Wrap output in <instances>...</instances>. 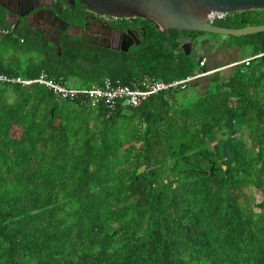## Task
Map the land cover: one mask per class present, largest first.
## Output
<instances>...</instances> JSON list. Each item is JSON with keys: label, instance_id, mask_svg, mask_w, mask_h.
<instances>
[{"label": "trees", "instance_id": "obj_1", "mask_svg": "<svg viewBox=\"0 0 264 264\" xmlns=\"http://www.w3.org/2000/svg\"><path fill=\"white\" fill-rule=\"evenodd\" d=\"M262 23L264 9L220 20ZM23 35L0 40V73L90 88L202 70L150 23L129 51ZM232 36L252 54L229 76L138 106L0 80V264H264V30Z\"/></svg>", "mask_w": 264, "mask_h": 264}, {"label": "flooded vegetation", "instance_id": "obj_2", "mask_svg": "<svg viewBox=\"0 0 264 264\" xmlns=\"http://www.w3.org/2000/svg\"><path fill=\"white\" fill-rule=\"evenodd\" d=\"M32 6L38 7L26 13ZM23 12L26 15L20 16ZM147 23L156 26L154 21L145 17L113 16L99 12L79 0H0V40L11 31L18 34V31L22 30L27 34L30 32L34 39L35 32L40 31L50 45L57 47L58 52L59 46L56 42L60 36L61 46L64 34L76 36L83 44L103 46L101 43H105L115 46L116 48L108 47L115 51H129L132 46L141 43V37L146 34ZM217 24H220V20ZM167 31L179 41L178 49L181 48V51L192 56L195 50L205 48L211 39L217 40L218 43L222 41L212 38V33L207 32L177 29ZM190 37H193V40L188 44L186 41L189 40L185 39ZM20 39L27 45L32 40L24 35ZM83 39L89 42H84ZM197 39H202L201 43H197ZM127 47L128 50H125Z\"/></svg>", "mask_w": 264, "mask_h": 264}, {"label": "water", "instance_id": "obj_3", "mask_svg": "<svg viewBox=\"0 0 264 264\" xmlns=\"http://www.w3.org/2000/svg\"><path fill=\"white\" fill-rule=\"evenodd\" d=\"M75 2V0H68ZM80 2L117 17L141 16L155 22L160 30L177 29L225 35H246L264 30V23L249 24L244 27H228L208 22L207 15L217 11L241 12L250 9H264V0H79ZM38 6L30 7L26 13ZM54 13V10L51 9ZM26 13L19 14L20 16ZM188 44L193 40L190 37ZM84 42H89L84 40ZM202 39H197L201 43ZM217 40H215V43ZM61 54L60 36L56 42ZM103 46L114 47L101 43ZM186 45V44H185ZM128 50V47L125 48ZM178 49L177 51H181Z\"/></svg>", "mask_w": 264, "mask_h": 264}, {"label": "built area", "instance_id": "obj_4", "mask_svg": "<svg viewBox=\"0 0 264 264\" xmlns=\"http://www.w3.org/2000/svg\"><path fill=\"white\" fill-rule=\"evenodd\" d=\"M233 12L230 11H217L207 15V21L215 23L218 20L226 19ZM256 56H263L264 52ZM250 59V58H249ZM248 60V59H247ZM206 64V59L200 61L201 67ZM204 70L198 69L192 76L184 79H174L165 81L158 78L145 77L144 80L132 86L124 83L121 79H112L107 77L102 86L94 85L90 88H79L67 85L64 82L57 81L48 76L46 72H42L36 78H28L22 75L10 76L8 74L0 73V80L13 83H21L23 85L39 82L47 85L61 98L79 99L82 102H91L100 104L105 102L108 107L114 109L118 104L138 106L147 100L151 95L167 89H185L189 82L199 76L204 75Z\"/></svg>", "mask_w": 264, "mask_h": 264}, {"label": "crops", "instance_id": "obj_5", "mask_svg": "<svg viewBox=\"0 0 264 264\" xmlns=\"http://www.w3.org/2000/svg\"><path fill=\"white\" fill-rule=\"evenodd\" d=\"M244 48L245 47L238 45L234 40L227 39L220 43H215V40L211 39V41L207 42L205 45V53L199 58V61L204 58L206 59V64L201 68H205L204 70L207 71V73L200 78H194V80L197 79L195 84L201 87L206 85L205 87H207L214 76L224 78L229 76L233 72L234 67L251 57L252 53L242 56ZM247 49L251 50L250 48Z\"/></svg>", "mask_w": 264, "mask_h": 264}, {"label": "rangeland", "instance_id": "obj_6", "mask_svg": "<svg viewBox=\"0 0 264 264\" xmlns=\"http://www.w3.org/2000/svg\"><path fill=\"white\" fill-rule=\"evenodd\" d=\"M211 37L212 38H217V39H221L222 41H224V40H234V41H236L237 39L234 37V36H232V35H225V34H216V33H212L211 34ZM204 49V48H203ZM201 49V50H195L194 51V58L195 59H197V60H199V58L202 56V54H204L205 53V51H206V49ZM8 52H10V50H8ZM252 52V50H249V49H247L246 47L244 48V50H243V52H242V56H246V55H248V54H250ZM16 56V55H15ZM26 58H27V56L26 55H24V54H18L17 56H16V60H18V59H20V60H23V61H25L26 60ZM203 70V69H202ZM205 71V70H204ZM206 73H207V71H205ZM209 73V72H208ZM75 84H78V82H76L75 80H72L71 81V85H75ZM202 89H205V87L204 88H201L200 89V92L201 91H203ZM198 91H197V89H194L192 86H190L188 89H187V93L188 94H191V95H193V94H195V93H197ZM257 198H258V200L260 201L261 199H262V196L261 195H257Z\"/></svg>", "mask_w": 264, "mask_h": 264}]
</instances>
